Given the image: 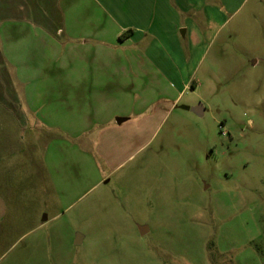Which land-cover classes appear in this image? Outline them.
Instances as JSON below:
<instances>
[{
	"label": "rangeland",
	"instance_id": "obj_1",
	"mask_svg": "<svg viewBox=\"0 0 264 264\" xmlns=\"http://www.w3.org/2000/svg\"><path fill=\"white\" fill-rule=\"evenodd\" d=\"M168 1L163 23L181 27L156 58L175 64L180 99L100 182L84 161L69 197L54 178L70 151L48 169L59 136L31 127L0 53V264H264V0ZM57 7L0 0V20Z\"/></svg>",
	"mask_w": 264,
	"mask_h": 264
},
{
	"label": "crops",
	"instance_id": "obj_2",
	"mask_svg": "<svg viewBox=\"0 0 264 264\" xmlns=\"http://www.w3.org/2000/svg\"><path fill=\"white\" fill-rule=\"evenodd\" d=\"M167 5L168 0H58L57 13L0 20V53L22 86L24 115L36 120L35 131L59 136L47 143L48 169L54 168L56 150L70 151L71 160L54 178L63 196L71 194L70 183L76 190L84 179V161L99 182L105 169L123 165L132 156L127 152L142 147L155 130L161 102L180 99L175 64L156 58L161 38L174 39L181 27L173 20L164 25Z\"/></svg>",
	"mask_w": 264,
	"mask_h": 264
},
{
	"label": "water",
	"instance_id": "obj_3",
	"mask_svg": "<svg viewBox=\"0 0 264 264\" xmlns=\"http://www.w3.org/2000/svg\"><path fill=\"white\" fill-rule=\"evenodd\" d=\"M193 110H194L196 113L200 114V115L203 114V107H202V105H199V106H197V107H194ZM140 230H141V233H142V234H145V233L148 231V228H147V227H141ZM78 242H79V241H78Z\"/></svg>",
	"mask_w": 264,
	"mask_h": 264
}]
</instances>
